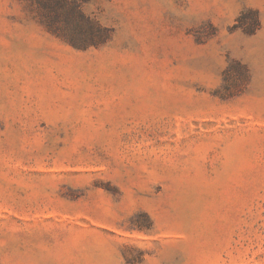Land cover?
<instances>
[{
	"label": "rangeland",
	"instance_id": "374dc122",
	"mask_svg": "<svg viewBox=\"0 0 264 264\" xmlns=\"http://www.w3.org/2000/svg\"><path fill=\"white\" fill-rule=\"evenodd\" d=\"M0 264H264V0H0Z\"/></svg>",
	"mask_w": 264,
	"mask_h": 264
},
{
	"label": "trees",
	"instance_id": "16d2710c",
	"mask_svg": "<svg viewBox=\"0 0 264 264\" xmlns=\"http://www.w3.org/2000/svg\"><path fill=\"white\" fill-rule=\"evenodd\" d=\"M255 25H257V22L254 23L252 27H249V30L253 31L255 28ZM70 40H72L71 42L76 46L85 47L87 45V40L83 37H78L77 39H73V37H71ZM144 226H149V223H144Z\"/></svg>",
	"mask_w": 264,
	"mask_h": 264
}]
</instances>
